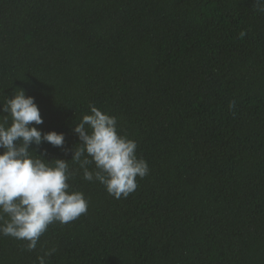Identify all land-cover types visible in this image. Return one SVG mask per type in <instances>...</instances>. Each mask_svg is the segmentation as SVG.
<instances>
[{"label":"trees","instance_id":"1","mask_svg":"<svg viewBox=\"0 0 264 264\" xmlns=\"http://www.w3.org/2000/svg\"><path fill=\"white\" fill-rule=\"evenodd\" d=\"M264 0H0V103L33 96L86 214L0 264H264ZM241 33L244 35L242 36ZM95 106L149 172L126 198L83 178L74 124ZM90 131V130H89ZM79 147V145H77ZM93 170L95 165H89Z\"/></svg>","mask_w":264,"mask_h":264},{"label":"clouds","instance_id":"2","mask_svg":"<svg viewBox=\"0 0 264 264\" xmlns=\"http://www.w3.org/2000/svg\"><path fill=\"white\" fill-rule=\"evenodd\" d=\"M33 122L40 125L43 118L23 88L0 103V234L28 241V250L36 248L50 224L69 223L88 210L83 193L68 191L73 175L68 160L48 163L30 152L43 143L64 149V133L42 132ZM73 131L80 142L70 150V160L83 169L85 180L99 181L113 197L126 198L137 188L136 178L148 174L147 161L137 157L136 141L118 133L114 116L90 106V114H84ZM92 164L95 168L89 170ZM54 251L39 256V264H46L45 257Z\"/></svg>","mask_w":264,"mask_h":264}]
</instances>
